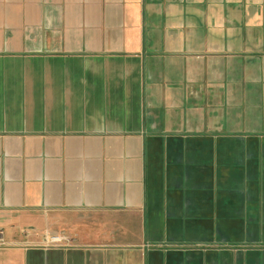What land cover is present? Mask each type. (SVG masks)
<instances>
[{
    "label": "crops",
    "instance_id": "crops-1",
    "mask_svg": "<svg viewBox=\"0 0 264 264\" xmlns=\"http://www.w3.org/2000/svg\"><path fill=\"white\" fill-rule=\"evenodd\" d=\"M0 264H264V0H0Z\"/></svg>",
    "mask_w": 264,
    "mask_h": 264
},
{
    "label": "built area",
    "instance_id": "built-area-1",
    "mask_svg": "<svg viewBox=\"0 0 264 264\" xmlns=\"http://www.w3.org/2000/svg\"><path fill=\"white\" fill-rule=\"evenodd\" d=\"M75 244V240L70 238L69 235L62 232L60 234L52 235L46 238L44 247L48 248H63L72 247Z\"/></svg>",
    "mask_w": 264,
    "mask_h": 264
}]
</instances>
